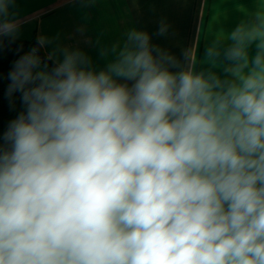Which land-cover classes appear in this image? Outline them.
<instances>
[{"label":"clouds","instance_id":"obj_1","mask_svg":"<svg viewBox=\"0 0 264 264\" xmlns=\"http://www.w3.org/2000/svg\"><path fill=\"white\" fill-rule=\"evenodd\" d=\"M49 43L8 73L24 109L0 133V264H264V0L206 48L224 78L136 29L99 71Z\"/></svg>","mask_w":264,"mask_h":264},{"label":"crops","instance_id":"obj_2","mask_svg":"<svg viewBox=\"0 0 264 264\" xmlns=\"http://www.w3.org/2000/svg\"><path fill=\"white\" fill-rule=\"evenodd\" d=\"M259 0H14L10 17L19 23L17 38L47 37V55L69 48L82 51L97 70L114 59L113 45L122 46L127 33L147 32L152 45L184 61L187 54L196 71L224 78L221 62L213 67L205 50L214 40L250 19ZM166 26L163 35L158 34ZM108 55H103L105 51Z\"/></svg>","mask_w":264,"mask_h":264},{"label":"trees","instance_id":"obj_3","mask_svg":"<svg viewBox=\"0 0 264 264\" xmlns=\"http://www.w3.org/2000/svg\"><path fill=\"white\" fill-rule=\"evenodd\" d=\"M34 47H37L36 36L31 39L4 37L0 44V133L6 130L8 123L24 109L19 93L13 94L11 100L7 95L8 73L14 62ZM44 55L46 56L45 53ZM44 57L41 56L42 59ZM48 64L49 69L54 66L53 61H48Z\"/></svg>","mask_w":264,"mask_h":264},{"label":"water","instance_id":"obj_4","mask_svg":"<svg viewBox=\"0 0 264 264\" xmlns=\"http://www.w3.org/2000/svg\"><path fill=\"white\" fill-rule=\"evenodd\" d=\"M37 48H38V45H37ZM39 54H40L42 57L45 56V55H44V52H43V49H40V50H39Z\"/></svg>","mask_w":264,"mask_h":264}]
</instances>
